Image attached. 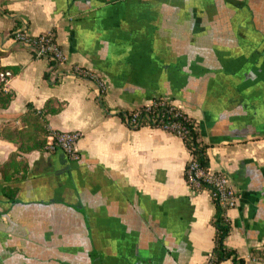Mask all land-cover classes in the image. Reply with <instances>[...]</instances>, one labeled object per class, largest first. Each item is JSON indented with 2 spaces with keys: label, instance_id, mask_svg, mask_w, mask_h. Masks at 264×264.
Wrapping results in <instances>:
<instances>
[{
  "label": "crops",
  "instance_id": "obj_1",
  "mask_svg": "<svg viewBox=\"0 0 264 264\" xmlns=\"http://www.w3.org/2000/svg\"><path fill=\"white\" fill-rule=\"evenodd\" d=\"M16 30L54 32L65 61L34 56ZM0 66L13 92L0 129L53 97L49 129L81 132L77 159L32 149L25 177L0 172V264L208 261L215 203L186 181L182 137L125 120L157 96L197 121L209 170L230 177L226 246L264 264L249 258L264 247V0H3ZM17 145L0 135V166Z\"/></svg>",
  "mask_w": 264,
  "mask_h": 264
},
{
  "label": "trees",
  "instance_id": "obj_2",
  "mask_svg": "<svg viewBox=\"0 0 264 264\" xmlns=\"http://www.w3.org/2000/svg\"><path fill=\"white\" fill-rule=\"evenodd\" d=\"M2 2L3 0H0L1 4ZM47 60L51 65L57 64L51 59ZM3 69L5 68L0 66V70ZM12 97V91H0V106H6ZM54 103L55 99L53 97H49L41 108H36L31 103H27L25 111L19 116L22 124L21 127L11 128L3 126L0 129V135L18 144L17 150L12 151L0 166L1 176L5 181L25 177L28 164L26 159L18 157L21 152H28L32 149L47 150L45 147L46 140L51 131L48 127V115L55 113L59 109V105H55ZM138 107L136 118L139 123L137 126L149 125L168 130L164 124L171 122L178 123L182 127L180 136L192 160L196 161L198 166L203 169L209 168L208 144L202 139L199 125L194 118L187 115L170 99L163 96L155 97L149 105L143 104ZM132 111L127 112L128 116L133 113ZM121 114L122 116L124 115L123 113ZM188 164L189 162L187 161L185 179L188 184L195 190L207 188L208 183L203 178H199V186L187 180L186 168ZM2 191L5 196L13 201L17 193V187L5 184ZM213 201L215 203V211L212 222L215 226V235L206 264H219L225 259H231L235 264H246V259L243 256L238 255L234 249L226 246L224 241L231 227L230 221L226 216L227 208L219 205L214 198ZM249 258L264 260V247L261 249H251Z\"/></svg>",
  "mask_w": 264,
  "mask_h": 264
},
{
  "label": "built area",
  "instance_id": "obj_3",
  "mask_svg": "<svg viewBox=\"0 0 264 264\" xmlns=\"http://www.w3.org/2000/svg\"><path fill=\"white\" fill-rule=\"evenodd\" d=\"M13 37L17 41L27 45L34 56L51 59L57 64L65 61V54L59 43L56 41L55 34L52 31L29 35L24 30H16L13 33ZM71 71L77 75L89 76L101 85V81L97 78L95 73L91 72V70H83L79 65H73ZM11 74V71L8 69L0 70V91H8ZM150 103L145 105H149ZM138 109L139 107L135 108L132 111L133 113L129 116L127 113L125 114V120L130 126H137L139 123L136 118ZM164 126L168 130L179 135L182 131V127L175 122L164 124ZM80 135L81 132L76 129L51 130L47 136L45 147L48 151L60 149L71 159H77L78 152L76 150V142ZM188 162L189 164L186 168L187 180L191 181L196 186H199V178H203L208 183L207 189L211 196L219 203V205L229 208L237 204L235 191L231 184L230 177L226 172L212 171L209 170V168L203 169L198 166L196 161L192 160L191 156L189 157Z\"/></svg>",
  "mask_w": 264,
  "mask_h": 264
}]
</instances>
